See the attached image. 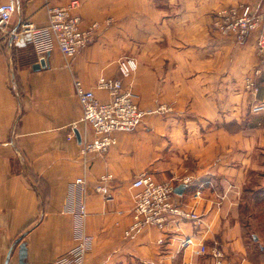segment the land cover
<instances>
[{"label":"crops","instance_id":"obj_1","mask_svg":"<svg viewBox=\"0 0 264 264\" xmlns=\"http://www.w3.org/2000/svg\"><path fill=\"white\" fill-rule=\"evenodd\" d=\"M71 1L17 0L7 26L23 18L45 25L49 6ZM78 1L84 22L101 27L70 66L55 43L20 47L0 32V264H19L22 242L27 264H53L83 231L90 237L85 264H215L195 246L180 247L182 237L198 232L192 221L125 236L132 181L146 169L184 185L187 207L210 224L204 238L221 243L224 264H260L248 253L243 207L248 193L264 197V110L253 109L264 102V63L255 48L264 0ZM242 3L263 21L236 43L220 31L217 13ZM125 57L137 62L125 83L146 116L134 131L116 132L107 153L89 154L85 168L77 133L70 134L84 128L74 77L107 100L97 80L117 75ZM41 59L46 65L34 68ZM161 104L170 109L156 112ZM105 173L115 178L111 198L93 188ZM83 174L90 185L84 230L76 213L81 191L70 197L73 180ZM186 176L191 183L184 184ZM198 185L204 196L195 199Z\"/></svg>","mask_w":264,"mask_h":264},{"label":"built area","instance_id":"obj_2","mask_svg":"<svg viewBox=\"0 0 264 264\" xmlns=\"http://www.w3.org/2000/svg\"><path fill=\"white\" fill-rule=\"evenodd\" d=\"M80 2L72 0L64 5L48 7L49 22L37 25L28 18H23L13 29L8 28V23L18 10L17 0H8L0 5V32L10 37L16 46L29 44L50 45L57 44L65 57L66 64L71 65L72 59L86 46L92 44L101 27L99 21L85 23L82 15L77 11ZM216 24L220 31L236 43H244L247 38L260 26L262 15H257L250 4L242 3L221 9L217 13ZM256 54L260 64L264 63V27L261 28L255 43ZM137 67V62L132 57H125L119 61L118 74L113 76H100L97 80L98 89L108 91L107 100L99 98L95 88L86 87L79 77H74V87L82 107L84 128L80 131V152L84 157V166L88 167V157L91 153H107L118 131H134L146 116L145 110L137 101L134 92L125 83V78ZM256 69V74L259 72ZM248 87L255 92L257 87L253 78L247 81ZM170 107L161 104L154 110L165 112ZM254 110H264V102L254 105ZM77 127H72L70 134L76 136ZM114 176L105 173L99 176L98 182L93 187L98 193L107 198L112 197V181ZM176 178L160 179L152 171L146 169L138 173L132 181L136 188L134 206L131 211L132 222L125 230L126 237H132L137 231L156 226L165 230L171 221H192L198 225L195 235H185L181 238V248L195 246L198 253L208 254L215 259V264H224L226 256L221 243L214 240L209 245L205 240L210 224L204 220L203 215L195 207H187L183 199L184 192L176 191ZM184 184L191 183V177L183 179ZM81 191L77 204V215L81 220L80 227L84 230V222L88 215L87 196L90 185L86 174L76 177L71 184L70 197L74 192ZM195 199L204 196L202 185L193 192ZM206 230V231H204ZM158 242L164 243L160 237ZM90 249V237L85 231L79 236L74 247L59 256L53 264H85L86 255Z\"/></svg>","mask_w":264,"mask_h":264},{"label":"rangeland","instance_id":"obj_3","mask_svg":"<svg viewBox=\"0 0 264 264\" xmlns=\"http://www.w3.org/2000/svg\"><path fill=\"white\" fill-rule=\"evenodd\" d=\"M176 180L178 179L176 178ZM255 197H260V199L256 200L254 199ZM243 212H244L243 221L245 225V237H246L245 241L248 247V253L250 255V258L255 262L264 264V197L263 195L255 194L254 196V194L248 193L246 198V203L243 207ZM135 264H139V263L137 262Z\"/></svg>","mask_w":264,"mask_h":264},{"label":"water","instance_id":"obj_4","mask_svg":"<svg viewBox=\"0 0 264 264\" xmlns=\"http://www.w3.org/2000/svg\"><path fill=\"white\" fill-rule=\"evenodd\" d=\"M44 65H46V61H45V59H41L38 63H36L34 65V68L38 69V68H40L41 66H44ZM76 133H77L78 139H80L79 131L76 130ZM183 190H184V185L183 184L177 185L176 191L178 193H182ZM26 255H27L26 243L22 242L21 245H20V250H19V264H27L26 261H25Z\"/></svg>","mask_w":264,"mask_h":264},{"label":"trees","instance_id":"obj_5","mask_svg":"<svg viewBox=\"0 0 264 264\" xmlns=\"http://www.w3.org/2000/svg\"><path fill=\"white\" fill-rule=\"evenodd\" d=\"M254 199H256V200H257V199H260V197H256V198H254ZM248 200H249V199H248ZM245 238H246V237H245Z\"/></svg>","mask_w":264,"mask_h":264}]
</instances>
